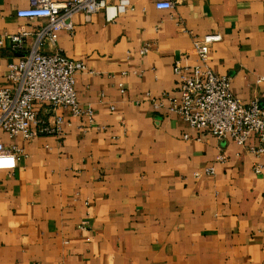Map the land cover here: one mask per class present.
I'll return each mask as SVG.
<instances>
[{
	"label": "crops",
	"instance_id": "0c3cea01",
	"mask_svg": "<svg viewBox=\"0 0 264 264\" xmlns=\"http://www.w3.org/2000/svg\"><path fill=\"white\" fill-rule=\"evenodd\" d=\"M29 5L0 0V86L46 23L18 16ZM74 21V35L44 49L85 63V113L58 111L62 137L0 132L25 151L0 170V264H264V155L192 129L163 96L180 97L177 65L199 63L193 38L219 33L211 66L243 102L262 100L264 0H128L112 21ZM21 29L30 34L18 51L9 35ZM40 113L54 120L48 105Z\"/></svg>",
	"mask_w": 264,
	"mask_h": 264
},
{
	"label": "built area",
	"instance_id": "2783aa9c",
	"mask_svg": "<svg viewBox=\"0 0 264 264\" xmlns=\"http://www.w3.org/2000/svg\"><path fill=\"white\" fill-rule=\"evenodd\" d=\"M127 4L128 0H121L120 4L109 0H30L29 7L18 11L21 18L45 19L46 23L36 29L35 45L9 66L8 83L0 86V132L11 139L22 137L27 140L64 135L66 116L58 111L69 110L75 117L85 113L78 98L76 75L87 67L60 50L46 51L44 46L47 42L55 44L61 32L74 35L77 13L90 17L104 12L107 20L112 21ZM174 5L173 1L157 3L161 9H171ZM29 34L21 29L17 34L9 35L15 50L25 49ZM221 40L219 33L194 37L199 63L192 67L177 65L175 72L180 78V97L171 98L168 93L163 96L170 99V109L192 129L218 139L232 138L260 157L264 155V97L243 102L233 90L232 78L211 66V48ZM144 51H148V47ZM154 103L157 108L164 107L162 100ZM43 105H48L55 113L52 122L41 115ZM253 136L258 138L259 144L248 146ZM24 155L21 146H7L0 138V170L15 169ZM255 170L260 174L262 165L258 164ZM206 172L212 175L215 169L209 167Z\"/></svg>",
	"mask_w": 264,
	"mask_h": 264
}]
</instances>
